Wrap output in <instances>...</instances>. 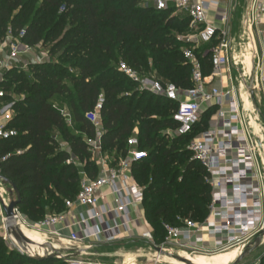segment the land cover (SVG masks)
<instances>
[{
	"label": "trees",
	"instance_id": "obj_1",
	"mask_svg": "<svg viewBox=\"0 0 264 264\" xmlns=\"http://www.w3.org/2000/svg\"><path fill=\"white\" fill-rule=\"evenodd\" d=\"M172 12H158L145 0H0V41L23 32L19 42L28 48L50 45L48 54L55 58L29 63L27 71L11 68L0 83L4 93L0 101H12L7 127L17 134L0 140V159H4L0 175L19 191L17 210L22 216L38 223L64 214L65 202L79 192L82 174L97 177L99 169L88 145L96 131L86 114L101 97L100 143L109 166L125 157L135 129L138 149L147 155L132 165L131 172L144 188V217L154 243L163 242L164 225L205 220L210 202L206 171L188 149L201 118L189 135L168 138L165 133L178 127L172 119L177 104L139 91L118 72L122 62L162 85L193 87L182 52L195 51L170 33L171 28L181 30L190 22L186 15L171 16ZM199 58L203 75L209 76V55ZM60 97L67 103L75 132L68 130L61 110L53 104ZM6 249L0 237V264H64Z\"/></svg>",
	"mask_w": 264,
	"mask_h": 264
},
{
	"label": "built area",
	"instance_id": "obj_2",
	"mask_svg": "<svg viewBox=\"0 0 264 264\" xmlns=\"http://www.w3.org/2000/svg\"><path fill=\"white\" fill-rule=\"evenodd\" d=\"M145 3L158 12L172 10L188 17L190 27L197 32L194 42L209 47L206 53L209 55L211 73L209 76L203 75L200 58L189 49L182 52L183 59L191 68L193 87L188 90H180L170 83L162 85L151 77H142L122 62L118 65V72L136 84L139 91L177 104L172 119L178 127L174 132H166L170 137L189 135L207 108L216 107L219 112L213 127L200 134L188 146L192 159L206 171L204 181L210 187L208 218L200 224L180 220L181 225L178 227L164 225L165 238L159 245L154 243L152 231L143 232L140 238L148 242L154 253L143 264H167L163 261V256L154 251L155 248L179 257L173 250H188L200 256L211 257L232 250L234 245L253 231L257 230V237L264 228V155H261L264 132L261 130V133L257 134V143L248 115L247 135L239 116V104L230 71L233 59L229 17L219 16L213 22L209 21L208 10L214 4L211 0H145ZM251 3L253 4L254 0H251ZM251 21L252 17L248 15V27ZM22 36L23 32H20L17 38L8 34L2 42L5 48H8L9 55L8 60L0 61V71L10 70V62L29 51L30 48L18 40ZM253 55L255 53H252ZM259 67L260 63L256 68ZM223 79L226 82V90L213 85L215 80L221 83ZM259 81L261 86L264 76ZM3 97L4 93L0 90V100ZM102 102L100 97L94 110L86 114V119L93 124L96 131V138L88 141V145L92 160L99 168L97 177L92 179L82 174L80 189L75 199L65 202L66 212L58 217H47L34 225L39 229H52L50 233L59 237L60 234L54 229L64 221L69 211L74 207L86 209L87 215L80 217L79 228L71 230L69 234L68 241L72 245L89 241L111 244L126 236L131 237L130 225L137 227L139 223L131 216L130 209L142 207L144 201V188L135 183L131 172L132 165L147 156L144 151L138 149V132L134 130L127 140L128 150L125 157L114 167H110L108 157L102 156L100 143L101 121L98 114ZM251 108L253 109V106ZM252 109H247V114L254 118ZM10 110L11 108L0 111V140L17 135L14 129L7 127L11 119ZM61 115L71 127V118L67 111L61 110ZM2 160L4 159H0ZM243 162L247 164L241 165ZM228 180L241 184L229 185L226 184ZM107 197L111 198L110 201H101ZM236 197L245 200L239 201V208L242 210L239 217L228 215ZM15 213L20 227L22 224L17 209ZM66 228L71 229L68 226ZM237 232L240 233L236 234ZM263 236L261 243H264ZM252 238L254 237H251L247 244L238 247L241 249L240 254L252 242ZM11 241L20 253L35 257L29 255L28 244L23 243L22 246L26 247L21 249L14 240ZM47 250L45 254L50 253ZM67 264L81 263L69 261ZM251 264H260V259Z\"/></svg>",
	"mask_w": 264,
	"mask_h": 264
},
{
	"label": "rangeland",
	"instance_id": "obj_3",
	"mask_svg": "<svg viewBox=\"0 0 264 264\" xmlns=\"http://www.w3.org/2000/svg\"><path fill=\"white\" fill-rule=\"evenodd\" d=\"M244 7H245V1L241 0V6L239 7V9L236 13L237 15L234 16V18H230V21L232 20V23L234 26V30L232 31V37H231L233 39L231 41L232 42L231 46H232L233 66H230V71L232 74V84L235 87V94L237 96V100H238V104H239V116H240L241 122L243 124V127L245 129V133L247 135V115H248L250 126L253 129L254 135L256 136L259 133L260 128H262L264 130V97H263L262 92H261L260 81H259L260 67L256 68L257 65L260 63L259 50L257 47L255 34L253 32H251L252 37L254 39V42L256 43L255 44V46H256L255 47V55L252 56V53H253L252 49L253 48L251 46L252 42H251V40L247 34V20H246V23L243 20ZM171 15L176 16V15H182V14L172 12ZM170 33L174 34L175 37H177V39L189 43L191 49H193L195 51L194 54L197 57H200V56L203 57V55L206 53L207 49H203V47L201 45L196 44V42H194L197 32L194 29H192L189 24H186L183 27H181V30L171 28ZM247 47H249L250 60L253 62V65L255 67V72L253 75V84H252L253 88H254V103L250 102L249 95H247V91L249 88V82H250L249 79L247 78V67L244 65L245 56L247 55ZM49 48H50V45H46L44 47L37 46L34 48H30L29 51L34 55L33 58L31 57L32 61L29 62L27 58H26V60L24 59V61H27L28 63L33 64V63H42V62H48L49 60H54L55 58H51L48 54ZM6 49H8V48H6ZM201 49H203V50H201ZM207 55H208V53L205 54V56H207ZM252 58H253V60H252ZM24 65L25 64L17 62L16 64H13L12 67L17 68L18 70L23 69V70L27 71L26 70L27 66H24ZM250 67H251V65H250ZM3 73H4V71L1 72L0 83H2V81H3ZM223 88H224V90H226L225 86ZM240 96H241V98H240ZM244 97L247 98L248 107H247V102L245 101ZM14 99H17V98L14 97ZM53 104L55 107H58L60 110H66L67 111V103L65 102V100L63 98H61V97L57 98ZM1 105L3 107H1L0 109H3V110L10 109L12 107V101H2ZM249 105H251V107L253 106V109L251 107H249ZM247 109L248 110L252 109V112L254 114V118L257 120V122H256L257 124L255 123V119L251 116V114H247ZM218 112H219L218 108L215 109L213 107H209L202 112V114L200 116V118H201L200 128L196 129L194 131L193 136L190 138V142H192L194 139H196L200 134H202V133H204L210 129L211 124L214 123V120L217 119ZM251 120H253V121L250 122ZM208 123H210L209 124L210 127L207 128ZM67 127H68L69 131L75 132V129L73 128L74 126L71 125V127H70L69 125H67ZM167 132H169V131H167ZM165 135H166V133H165ZM166 136L168 138H172V137H170V135H166ZM182 143L183 142H180L179 146H181ZM261 155L262 156L264 155V147L261 150ZM102 156L107 157V155L104 153H102ZM3 194H4V195H2L3 202L5 205H8L9 202L14 199V195H13V193H11L10 197H9V195L7 193H3ZM209 204H210V202H209ZM209 204L207 206L206 218L203 222H205L206 219L208 218ZM18 213L20 214V212H18ZM45 218H47V217H45ZM203 222H200V223H203ZM195 223L200 224L199 222H195ZM21 228L26 229V227H24V225ZM21 232H22V230H21ZM256 232H257V230L251 232L248 237L242 239L239 243L234 245L233 248H235V249L232 248V250H229V251H234V250L238 251L239 250L238 247H241V246L247 244L248 241L251 240V237H254V238H252V241H253L256 238ZM0 237L3 241V243L5 244V246L7 248L6 250L8 252L16 253L20 256H24V254L20 253L19 249L12 244L11 240H14V239L10 238V236L7 234L5 228L3 229V234ZM48 243H52V242H48ZM18 246L21 249H23V247H26V246H22V244H18ZM45 246L47 249V244ZM86 246L88 247L87 243L78 244L77 246H74V245L67 246V244H65V246H64V244H63V248L65 251L64 250H62V251L64 253H66L67 255H65V256L61 255L63 257L60 259L61 262H63L64 264H67V262H69V261L78 260V256L81 254V251L83 250V253H84V250L88 249V248H85ZM89 247H90L89 252H92L95 255L98 254V257H95V258H93V256L83 257L81 259L83 262H93L94 260L98 261V259H100V260L102 259L104 262H106V260H108V261L112 262L111 264H116L114 262H116L117 259H115V258L113 259L110 257L108 258L107 255L108 254L112 255L113 253L118 252L119 251L118 248H116V247H102V246H89ZM58 250H60V247ZM47 251L49 253V250H47ZM137 251H141L142 253L143 252L148 253V254H150V256H152L154 254L153 251H151V249L147 245H145L143 242L127 245V251L126 252H129V254H133ZM41 252L43 253V251H41ZM173 252H174V254H179L180 257L184 254L191 256V257L200 256V255L194 254L188 250L187 251L186 250H183V251L173 250ZM240 252H241V249H240ZM240 252H239V255H240ZM263 253H264V243H260V246L255 251H253L251 254H249L244 259H242L238 264H251L254 261L258 260L261 256H263ZM44 254H45V252L43 253V255ZM102 254L106 255L107 257L105 256V257L100 258V255H102ZM239 255L236 257V259L239 257ZM236 259L231 264L235 263ZM168 264H170V263H168Z\"/></svg>",
	"mask_w": 264,
	"mask_h": 264
},
{
	"label": "crops",
	"instance_id": "obj_4",
	"mask_svg": "<svg viewBox=\"0 0 264 264\" xmlns=\"http://www.w3.org/2000/svg\"><path fill=\"white\" fill-rule=\"evenodd\" d=\"M211 1L214 2V4L208 10L209 21L213 22L214 19L216 17H219V16H228L229 17V29H230V33H231V37H232V31L234 30V26H233L232 20L230 21V18H234V16L237 15L236 13H237L239 7L241 6V0H211ZM244 1H245V7H244V11H243V20H244L246 13H247V17H248V15H250V17H252V21H251V25H249V29L251 30V32H253L255 34L256 43H257V47L259 50L260 69H261V73L259 76V79H260L261 77L264 76V0H254V3L250 4L249 8L247 9V12H246V8H247V4H248L249 0H244ZM231 40H233V39L231 38ZM231 45H232V42H231ZM251 46H252V43H251ZM247 51L249 52V47H247ZM8 55H9V50L6 49L5 44L0 41V61L8 60ZM33 56L34 55L30 51H28L27 53L18 57L15 61H11L10 65L12 66L13 64H16L18 62V63L25 64L24 66H27L29 63L27 61H24V59L26 60V58H27L28 61L31 62L32 61L31 59L33 58ZM250 65H251V60H250ZM11 68H14V67H11ZM250 68H251L250 66H249V69L247 68V78L248 79L250 76ZM1 72L2 71H0V76H1ZM213 85L223 89L224 86L226 87L225 79H223L221 81V83L218 80H215ZM260 87H261L262 95L264 97V83H262ZM1 107H3V106L1 105V101H0V108ZM250 107H251V105H250ZM0 111H3V109H0ZM10 115H11V117L13 116L12 110H10ZM256 122L257 121L255 120V123ZM260 129L264 132V130L262 128H260ZM260 129H259L258 134L261 133ZM255 137L257 138V135ZM262 138H264V137H262ZM3 193H7L10 197V194L12 192H11V189L9 186L5 185L3 182H0V236H2L3 229L5 228L4 214L2 211V205H1V203H4L3 197H2V195H4ZM110 199H111L110 197H107V198L101 199V201L107 202V201H110ZM130 211H131V216L133 217V219H137L138 223H139L137 225V227L135 225H130L131 226L130 234H132L131 237L126 236L124 238H121L119 241H117L115 243H111V244H100V243H94L92 241L84 242V243L88 244V247L87 246L85 247L88 249L84 250L85 254L83 253V250L81 251V254L78 256V260H76V262H79L81 264H111L112 263L108 260H106V262H104L102 259L101 260L98 259V261L94 260L93 262H83L81 260L83 257H87V256H93V258L98 257V254L95 255L94 253L89 252V248H90L89 246H102V247H116V248H118L119 249L118 252L113 253L112 255H110V254L107 255L108 258L110 257L113 259L114 258L117 259L116 262H114L116 264H143L146 261H148V259L150 258V254H148V253H144V252L142 253L141 251H137L133 254H129V252H126L128 244H136L139 242H143L145 245H147L149 247L148 242L142 240L140 238V235L145 231H151V228L146 223V220L144 217L143 205L140 208H132V209H130ZM86 215H87L86 209H83L80 207L72 208L69 211V214L67 216H65L64 221L55 227L54 230L60 234L59 237H56L50 233L52 229H49V228L39 229L38 227H36L34 225H36L40 222H38V223L32 222V221L28 220L25 216H22L20 214V220H21L20 224H22V225H24V227H26V229L21 228L22 233L30 241V243L28 244L27 251L30 252L31 254L42 253L41 251H43V253L44 252L46 253V246H45L46 244H50V246L52 248H53V244H57L58 249L60 247V250H58V249H55V250H57L60 253V255H62V256L67 255L66 253H64L62 251V250H64L63 244H64V246H65V244H67V246L72 245L68 241L69 234H70L71 230L79 228L78 223L80 221V217L81 216L85 217ZM66 226L70 227L71 229H67ZM10 238H12V237H10ZM48 242H52V243H48ZM80 244H83V243H80ZM77 245L78 244H76L74 246H77ZM263 255H264V253H263ZM105 256L106 255L102 254V255H100V258L105 257Z\"/></svg>",
	"mask_w": 264,
	"mask_h": 264
},
{
	"label": "water",
	"instance_id": "obj_5",
	"mask_svg": "<svg viewBox=\"0 0 264 264\" xmlns=\"http://www.w3.org/2000/svg\"><path fill=\"white\" fill-rule=\"evenodd\" d=\"M250 4H251V0L248 1L246 12H247V9L249 8ZM246 20H247V13L245 14V17H244L245 23H246ZM247 34H248V37L250 38V40L252 42V48H253V54H254L255 53V42H254V39L252 37L251 30L249 29L248 26H247ZM252 60H253V58H252ZM254 72H255V67L253 65V62L251 61L250 76H249L250 82H249V88L247 91V95H249L251 103H254V88L252 87L253 86L252 84H253ZM255 140L258 143V139L256 137H255ZM258 146H259V144H258ZM0 182H3L5 185L9 186L11 189V192L14 195V199L12 201H10L8 205L1 203L2 211L4 214L5 230H6L7 234L10 237H12L16 243H18V244H23V243L29 244L30 241L21 232V229L19 227V223L17 222V219H16L17 217H16L15 210L17 209V206L21 202L20 193L9 180L5 179L1 175H0ZM263 235H264V228L262 229V231H260L259 235L246 247V249H244V251L239 255V257L236 259L235 263H233V264H238L242 259H244L246 256H248L253 251H255L260 246L261 236H263ZM47 249L50 252L49 254H44L43 256H35V257H30V258H33V259L38 260V261H43L46 259H58V260H60L62 258L60 253L57 250L53 249L49 244H47ZM154 251L157 254H160L162 256L172 258L177 262H182L184 264H192L187 259L176 256V255H172L170 253H166L165 251L161 250L160 248H155ZM25 256L29 257L28 255H25Z\"/></svg>",
	"mask_w": 264,
	"mask_h": 264
},
{
	"label": "bare ground",
	"instance_id": "obj_6",
	"mask_svg": "<svg viewBox=\"0 0 264 264\" xmlns=\"http://www.w3.org/2000/svg\"><path fill=\"white\" fill-rule=\"evenodd\" d=\"M244 65L249 69V66H250V52H248V51H247V55L245 56ZM244 99L247 102V107H248L247 98L244 97ZM249 107H250V105H249ZM252 121L253 120H251L250 122H252ZM244 164H247V162L241 163V165H244ZM226 184H229V185L234 184L235 186H238L241 183H237V182H233L232 180H228V181H226ZM239 201H245V200L243 198L236 197L235 202L231 205L230 210L228 211V215H232L233 217L241 216L242 210L239 208V206H240V202ZM22 226L23 225H20V228ZM239 233L240 232H237L236 234H239ZM230 234H232V233H230ZM53 248L54 249H58V245L57 244H53ZM239 252H240V249L238 251L237 250L228 251V252L221 253V254H218V255H214V256H211V257H208V256L191 257V256H188V255H182L181 257L187 259L192 264H231L236 259V257L239 255ZM29 255H32V256H43V253H35V254L29 253ZM162 259H163L164 262L170 263V264H184L182 262H177L174 259L166 257V256H163Z\"/></svg>",
	"mask_w": 264,
	"mask_h": 264
}]
</instances>
